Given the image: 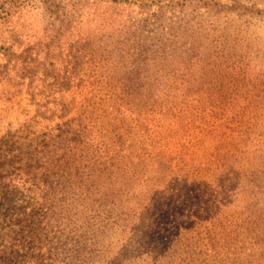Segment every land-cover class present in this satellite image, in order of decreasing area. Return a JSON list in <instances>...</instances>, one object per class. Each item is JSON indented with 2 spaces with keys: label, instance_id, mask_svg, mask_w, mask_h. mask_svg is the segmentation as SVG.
<instances>
[{
  "label": "rangeland",
  "instance_id": "374dc122",
  "mask_svg": "<svg viewBox=\"0 0 264 264\" xmlns=\"http://www.w3.org/2000/svg\"><path fill=\"white\" fill-rule=\"evenodd\" d=\"M0 264H264V0H0Z\"/></svg>",
  "mask_w": 264,
  "mask_h": 264
},
{
  "label": "trees",
  "instance_id": "16d2710c",
  "mask_svg": "<svg viewBox=\"0 0 264 264\" xmlns=\"http://www.w3.org/2000/svg\"><path fill=\"white\" fill-rule=\"evenodd\" d=\"M217 10L219 11H222V10H228V11H231L232 10V7H229L227 5H217V7H215Z\"/></svg>",
  "mask_w": 264,
  "mask_h": 264
}]
</instances>
